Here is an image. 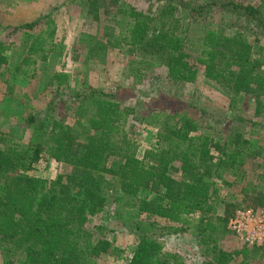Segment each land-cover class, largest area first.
Segmentation results:
<instances>
[{
  "label": "trees",
  "instance_id": "1",
  "mask_svg": "<svg viewBox=\"0 0 264 264\" xmlns=\"http://www.w3.org/2000/svg\"><path fill=\"white\" fill-rule=\"evenodd\" d=\"M84 2L93 20L106 22L102 37L85 42L86 58L103 62L108 49H121L127 58L125 78L111 91L83 82L63 92L70 76L54 72L46 83L56 92L47 112L71 102L70 118L62 114L48 121L29 115L30 142L0 146V253L5 264H98L99 258L120 252L104 237L105 224L96 221L99 212L103 217L114 212L135 238L124 264H185L163 248L162 239L172 229L189 231L204 246L208 259L203 264H230L237 257V264H253L263 258L264 242L230 251L220 246L219 237L228 232L237 209L264 210V189L250 182L239 186L240 202L220 195L264 153V135L256 137L264 128V0ZM215 12L226 18L231 31L219 30L210 20ZM47 22L46 30L31 37L24 64L44 61L55 50L54 23ZM194 22L200 23L199 34ZM3 48L0 42V69L6 62ZM199 71L229 93L230 111L246 96L254 100L257 118L249 120L247 137L238 128L234 137L213 135L209 122L224 120L220 111L200 109L196 118L155 108L147 109L156 110L149 119L141 114L143 103L136 98L145 84L194 83ZM60 94L64 99H56ZM144 120L162 122L156 148L138 152L126 126ZM43 156L68 170L54 178L27 175ZM225 175L235 176L234 181Z\"/></svg>",
  "mask_w": 264,
  "mask_h": 264
},
{
  "label": "rangeland",
  "instance_id": "2",
  "mask_svg": "<svg viewBox=\"0 0 264 264\" xmlns=\"http://www.w3.org/2000/svg\"><path fill=\"white\" fill-rule=\"evenodd\" d=\"M187 1L204 4L209 0ZM86 5L84 0H0V42L5 47L1 53L6 58V62L0 69V146L13 142L26 145L30 142L32 125L28 126L26 123L29 115L46 117L48 121L60 120L62 114L70 118L73 107L71 102L64 107L59 104L58 110L47 112V104L54 98L56 92L47 87L46 83L54 72L63 71L70 76V85L63 88V92L77 90L83 82L86 86L111 91L124 81V64L127 58L121 49H108L103 62L86 58L85 42L102 37L104 33L102 26L106 23L93 20L87 13ZM49 18L53 21L55 28L53 36L55 50L44 61L37 58L34 64H24L22 60L26 55L31 37L41 30H46ZM210 20L218 25L219 30L231 31L225 26L227 20L220 13L215 12ZM25 23H33L34 26L23 27ZM199 24L194 22L196 34H199ZM191 51L193 54L196 52L195 48ZM17 67H19L18 70ZM7 82L10 84L11 92H8ZM156 82L151 86H145V84L141 87L136 98L143 103L142 107L140 106L141 114L146 115V119L151 118L156 110L157 112L166 110L171 113L186 112L195 118L196 114H200V109L215 110L224 112L225 119L218 123H213V120L209 122L214 127L211 131L213 135L224 136L223 138L234 137L236 128L246 137L250 134L252 126L249 120L257 118L253 116L254 100L252 98L246 96L236 110L230 111L228 109L229 93L206 80L201 71L194 83H173L167 80ZM60 97L64 99L63 95H56V99ZM148 108L156 110L146 113ZM238 116L243 118L244 122L239 123ZM160 122L162 120L158 123H148L144 120L135 127L126 126L138 152L145 148H156V133L161 127ZM262 135H264V128L256 133V137L260 138ZM261 145L264 147V144ZM67 170V166L43 156L34 170L26 174L54 178ZM238 174L237 185L222 187L220 195L224 199L240 202L238 189L245 182L264 189V153L262 156H257L252 165L240 170ZM224 177L228 182H233L235 179L233 175ZM103 216L104 213L99 212L96 221L100 220L105 224L104 237L109 239L120 252L99 258L98 264H124L132 255L135 238L127 228L121 225V220L114 212ZM173 225L176 226V224ZM110 228H115L116 231L110 233L108 231ZM219 238V244L225 250L252 249L242 243L229 229ZM162 240L164 250L178 254L185 264H203V261L208 259V256L204 254V246L199 245L189 231L172 229ZM240 260L241 257H237L230 264H237ZM0 264H5V258L1 253ZM253 264H264V257L253 260Z\"/></svg>",
  "mask_w": 264,
  "mask_h": 264
},
{
  "label": "built area",
  "instance_id": "3",
  "mask_svg": "<svg viewBox=\"0 0 264 264\" xmlns=\"http://www.w3.org/2000/svg\"><path fill=\"white\" fill-rule=\"evenodd\" d=\"M228 229L247 246L261 245L264 242V210L237 209L228 221Z\"/></svg>",
  "mask_w": 264,
  "mask_h": 264
}]
</instances>
